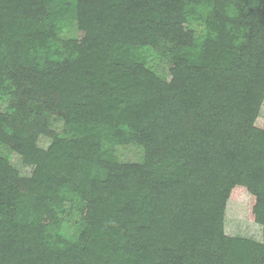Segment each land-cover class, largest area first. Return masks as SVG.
Segmentation results:
<instances>
[{
    "label": "trees",
    "instance_id": "trees-1",
    "mask_svg": "<svg viewBox=\"0 0 264 264\" xmlns=\"http://www.w3.org/2000/svg\"><path fill=\"white\" fill-rule=\"evenodd\" d=\"M0 264H264V0H0Z\"/></svg>",
    "mask_w": 264,
    "mask_h": 264
},
{
    "label": "rangeland",
    "instance_id": "rangeland-1",
    "mask_svg": "<svg viewBox=\"0 0 264 264\" xmlns=\"http://www.w3.org/2000/svg\"><path fill=\"white\" fill-rule=\"evenodd\" d=\"M194 30L199 32V27L194 25ZM66 37H75L76 36V27H72L67 33L64 34ZM152 54V53H151ZM149 54V66L157 72L159 76H166L168 72V63L165 58L159 57L158 55H151ZM4 108V106H3ZM52 128L55 129L57 132L61 133L63 131V124L59 120H54L52 123ZM4 156L8 159V161L16 168H20L22 159L16 153L9 151L8 149H3ZM114 155L121 161L127 163H134V162H142L144 158V150L140 147L136 146H127V147H116L114 149ZM76 212H72L71 215L65 220L67 222V233L69 235H73L74 230L73 226L77 221Z\"/></svg>",
    "mask_w": 264,
    "mask_h": 264
}]
</instances>
